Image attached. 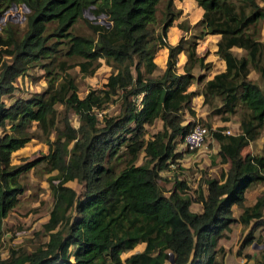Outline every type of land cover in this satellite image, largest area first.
<instances>
[{"label":"trees","instance_id":"obj_1","mask_svg":"<svg viewBox=\"0 0 264 264\" xmlns=\"http://www.w3.org/2000/svg\"><path fill=\"white\" fill-rule=\"evenodd\" d=\"M194 1L202 10L193 24L196 33L172 44L165 40L179 13L172 0H0V13L11 4L27 9L22 26L0 24V224L22 191L18 179L24 171L37 163L45 172L56 170L47 178L53 199L48 219L36 233L46 239L33 250L10 248L0 264H165L169 259L172 264H217L215 255L222 248L216 241L229 224H250L237 254L252 242L253 230L264 226V192L237 219L230 209L245 189L264 181V147L241 153L264 127V0ZM101 13L108 25L97 21ZM78 21L90 34L76 31ZM205 34L217 35L215 54L225 67L203 82L202 103L221 121L237 113L238 132L225 133L224 124L211 128L201 118L226 170L218 178L201 176L193 198L177 180L164 194L157 182L160 171L180 156L173 150L195 116L194 92L187 84L194 79V65H207L195 52L196 39ZM233 46L244 53L233 54ZM160 47L166 48L165 65L155 72ZM180 51L186 60L182 72H176ZM72 57L76 60L68 63ZM99 59L111 69L105 82L78 97L64 72L79 65L90 73ZM33 65L48 74L45 88L5 103L2 96L14 90L15 78ZM249 69L260 84L247 76ZM110 102L118 111L103 112L99 120L94 110ZM57 103L63 106L61 115ZM67 110L77 115L76 127L68 122ZM156 120L160 128L145 137V127ZM31 123L47 152L12 164L11 152L35 137ZM140 152L142 162L136 164ZM73 179L83 182L80 195L64 184ZM191 201L201 204L199 212L189 208ZM139 242L144 243L140 251L120 257ZM263 262L261 255L253 264Z\"/></svg>","mask_w":264,"mask_h":264},{"label":"rangeland","instance_id":"obj_2","mask_svg":"<svg viewBox=\"0 0 264 264\" xmlns=\"http://www.w3.org/2000/svg\"><path fill=\"white\" fill-rule=\"evenodd\" d=\"M189 2H191L192 4H190ZM172 7L175 10H179V13L178 16L175 19H173L172 24L170 25L171 27L168 26L165 32V40L168 43L170 42L176 43L180 36L186 39L190 37L192 34L196 33L195 29L193 28V24L200 17L202 11L201 8L197 6L195 1L193 0H183V1L172 0ZM194 7H196L199 10L198 13H195V11L193 10ZM160 8H162V2L161 4L158 5L157 16H159ZM16 10L19 12L17 15L14 14L15 12L13 10L7 8L6 11L3 13V15L5 16L6 14H10L11 17L9 19H6L4 17L5 20L3 22H0V24H3L5 21H10L15 24H18L19 27L22 26L24 20V13L26 11L21 10V5L17 7ZM22 14H23V18H22ZM86 18L90 19L89 17ZM103 19H105V16L103 17ZM97 21L99 23H103L99 17L97 18ZM179 23L182 24V28L184 27L183 29L179 27ZM75 28L76 31L90 34L89 30L85 27L82 21H78ZM260 29H263L262 23L260 25ZM177 34H179L178 35L179 37H177ZM213 49H214V38L212 35L205 34L201 38L196 39L195 52L196 51L199 52V55H202L203 57H205L206 55L212 56V54H214L215 52V50L213 51ZM231 50L232 53L235 55H240L244 53L241 48H237L234 46L231 47ZM160 55L161 52L158 51V53L154 56L153 61L160 62L161 60ZM5 58L6 60H9L8 57ZM75 60L76 58L72 57V58H68L67 61L68 63H70V62H74ZM206 63L207 62H205V64ZM193 67H192L193 69L202 68V67H198V65H194ZM205 67H207L206 72L209 71L210 65L208 63L207 65H205ZM157 68L158 69L155 72H159L161 70L158 66ZM110 70H111L110 66L105 64L103 62V59H99L96 68L90 73L82 72L79 68V65L70 66L67 69V71L64 73L65 74L68 73L69 76L72 77V81L76 85L77 96L83 97L84 94L89 89L101 88ZM249 71H251V73L247 76L253 79L254 81H257V83H259L257 73L252 69H249ZM200 75L202 76V74ZM47 77L48 74L46 73L43 67L39 65L37 66L33 65L28 67L24 75H20L14 80L13 84L15 87L14 90L11 92V94L9 96H2L4 102L5 103L9 102V100H11V97L27 98L30 94L34 92L42 91L47 84ZM198 81L203 82L204 81L203 77ZM204 106H206L207 108V113L205 114V116L201 117L195 115L192 122L197 121L203 124V122L207 121L211 123L210 124L211 128L217 127V124L221 123L222 121L218 118L217 115H213L210 112V106H208L207 104H204ZM55 108L58 110V115H61L63 113V106L61 104L59 103L55 104ZM117 111H118V106L116 102L108 103V105L105 108H103L101 111L94 110L96 117L99 118V120L101 118V113L106 112L108 114H114ZM194 114H195V110H194ZM66 117L68 122L73 127L77 126L78 118L73 111L67 110ZM185 117L187 119L190 118L187 114H185ZM201 118L203 119L202 120L203 122L200 121ZM230 119H231L230 122L228 123V125H225L226 128L223 131L225 132V130H228L230 133H236L238 129L237 130L235 129V124H236L235 121H238V114L234 113L230 115ZM145 128L147 131L145 137H147L148 133L150 134L160 128V121L156 120L151 125H148ZM29 131L32 132L35 135V137H31L22 147L11 152L10 163L19 164L22 162L30 161L40 157L42 154H45L47 152L46 143L42 141L38 136H36L37 130L35 129V123H31L29 127ZM258 134L260 137L257 139L256 142L251 144V147L247 146L246 152L254 154L259 152L260 149L264 147V127L260 129ZM53 136L54 135L52 131L50 134V138H52ZM209 139L210 136L207 135V137L204 139L203 145L204 146L207 145L206 147L210 150V152H212L211 150L212 144L210 142H207V140ZM70 144L71 142L68 144L67 147H69ZM184 149L185 147L183 146L182 150L179 151L180 156L177 157L176 160L174 159V161L169 162L168 166L164 170L160 171V176L157 182L163 193L168 194V191L172 189V187L175 184L174 180L182 181L188 186L187 188L182 189L183 192L193 198L195 193L192 190L196 188V185L198 181L201 179V176L218 178L220 172L223 171L221 170L222 167H220L219 164H222L224 162L220 161L221 163L219 162L218 165H215L217 163L215 162L216 160L210 159V163H206V161H202L201 159H199L201 158V156L197 158L196 153L189 151L184 152ZM141 154L142 152L139 153L138 158L136 160V164H140L142 162ZM211 165H215L216 167L215 166L211 167ZM42 166L43 163H37L31 166L28 170L24 171L19 176L18 181L22 187V191L17 195L16 204L10 210H8L5 217L2 218L0 224V258L6 257L9 254L10 248L13 249L20 248V250L24 248L26 250H33L37 245L42 244L46 239V236L36 235V233L41 229L42 224L46 222L48 219V213L50 211L53 199L49 192L47 178L49 176L55 175L56 170L45 172L42 170ZM257 183H260V185H263L264 187V182H257ZM257 183L253 185H256ZM64 184L72 187L78 195L81 194L83 182L73 179L66 181ZM253 185H251L250 187H252ZM201 188H202V193L204 194L205 191L203 192V190L205 189L203 184H201ZM198 205H199L198 203L192 202L190 204V207L191 209L195 210ZM248 225L250 227V224ZM248 225L242 226L241 231L237 235L236 239H228L229 237L228 232L231 229L229 226V228L224 231V235L220 237V239L222 238L226 239V240H222L221 242H223L224 245L228 247L227 249L228 253L225 254L226 250L223 249L222 246H219L222 248L223 251L218 252L216 255L219 257V255L225 254L223 258L225 257L224 259H226L228 264H231V262H233L234 264H239L237 261H235L234 257L235 255H237L236 250L238 249L243 237L248 232V231L247 232L243 231L244 228L247 227ZM261 229H264V226L257 227L252 232L254 236L252 242H254V244L252 242L251 243L253 245H256V248L260 250L258 251V254L264 252V246H260L262 245V243L264 244V237L260 234ZM251 243L248 245H244L240 249V253L238 254V256L244 259L243 262H246V260L251 257L249 254L250 252L243 251V249L251 250L253 248V246H251L252 245ZM139 246L140 245L138 244L135 245L134 248L130 251V253L137 251ZM234 246H235V251L232 253L231 248H233ZM124 254L127 253H122L120 257L124 258L125 256H127ZM244 254H247L248 257H245ZM261 255H256L254 258H252V261L254 262L256 259H260ZM165 264H170V263L169 261H165Z\"/></svg>","mask_w":264,"mask_h":264},{"label":"crops","instance_id":"obj_3","mask_svg":"<svg viewBox=\"0 0 264 264\" xmlns=\"http://www.w3.org/2000/svg\"><path fill=\"white\" fill-rule=\"evenodd\" d=\"M189 3L192 4L191 2H189ZM193 10L195 11V13H198L199 12V10L196 7H194ZM178 35L179 34H177V37H179ZM209 35H212L213 38H214V49H213V51H214L215 50V40L217 38V35H215V34H209ZM170 43L173 44V42H170ZM158 51L161 52V55H160L161 60H160V62H155V61L154 62L156 63V65L160 69H162L164 67V65H165L166 48L165 47L158 48L156 50V53L154 54V56L158 53ZM196 54L199 55V52L196 51ZM185 60H186V56L183 53V51L178 52L177 53V57H176V62H175V70H176V72H182L183 65L185 63ZM205 62L209 63V65H210L209 71L206 72L207 67H202L200 69L199 68L198 69H193L194 68L193 67L192 68L193 69L192 70V73L194 75V79L190 80L189 83L187 84V89L188 90H192L194 92V95L190 99V103H191L192 109L195 110V115L196 116H201V117L205 116V114L207 113V108L202 103V95L200 93V88H201L203 82L206 79L211 78L212 75L215 74V73H217V72L223 71L224 70V67H225V64H224L223 59L220 58L219 56H217L215 54V52H214V54H212V56H207L206 55L205 57H203V63H205ZM250 73H251V71L248 72V75ZM200 74H202V76H203V80H204L203 82L202 81H198V79H197V77ZM13 98L14 97H11V100H9V102H7V104L10 103ZM230 120L231 119L229 118L227 121H222L221 123H218L217 126L218 125H221L222 123L224 125H228V123L230 122ZM235 123H236L235 124V129L237 130L238 129V127H237V121H235ZM259 137H260L259 134H257V136L254 139L250 140L248 142V144L242 148L241 153L246 152L247 151V146L251 147V144L254 143V142H256ZM207 142H210L212 144L211 145L212 152H210V150L206 147L207 145L204 146L203 143L197 148L198 150L195 149V150L190 151V152L196 153L197 154L196 155L197 158L199 156H201V158H199V159H201L202 161H206V163H210V159L211 160L212 159L213 160H216L215 162H217V163L215 165H218L219 162H220V157L217 154L218 143L212 137H210V139L207 140ZM182 148H183V144H182V142H179V143L176 144L173 152H179V151L182 150ZM141 157H142V154H141ZM175 160H176V158H175ZM215 165H211V167L212 166L214 167ZM219 166L222 167L221 170L225 171V167L227 166V163L224 162L222 164H219ZM262 182H264V181H262ZM203 192H204V190H203ZM262 192H264V187H263V185H260V183H257L256 185H253L252 187L245 189L244 192H243L242 199L234 202L231 205V207H230L231 212H232V216L235 219H237L238 216H239V214L243 210L244 206H247V205L252 204L254 202L256 196H258ZM192 202H194V201H191L190 204ZM195 203H198L199 204L195 210L194 209H191L190 205H189V208L191 210H193V211L199 212L201 210V204L199 202H195ZM243 225H245V224L242 223V222H239V221H236V222H233V223L229 224V226H230L231 229L228 232V234H229L228 235L229 236L228 239H236V237L239 234V232L241 231V228H242ZM249 229H250V227L248 225L247 227L244 228L243 231L244 232H247V231H249ZM260 234L264 237V229H261L260 230ZM222 240H226V239L225 238H222V239L218 238L217 241H216V245L215 246L216 247L222 246V248L226 250L225 254H227L228 253L227 252L228 247H226L224 245V243L221 242ZM252 243L254 244V242H252ZM137 244L140 245L138 247V250H137V251H139V250H141L143 248L144 243L143 242H139ZM137 244H135V245H137ZM253 244L251 245V246H253V248L251 250L243 249L244 252H250L249 254L251 256L249 259L246 260V262H243L244 259L241 258L240 256H238V254L235 255L236 253L234 254L235 255V257H234L235 258V261H237L239 264H253L252 258H254L256 255L264 254V252L263 253L261 252V253L258 254V251H260V250L256 248V245H253ZM134 246H133V248H134ZM260 246H264V244L262 243V245H260ZM132 249H130V250L126 251V252H123V253H127V254H124V255H128ZM231 251H232V253L235 251V246L233 248H231ZM225 254L219 255V257L217 255H215V260H216L217 264H228V262L226 261V259H224L225 257L223 258V256ZM250 260H251V262H250ZM231 264H234V263L231 262Z\"/></svg>","mask_w":264,"mask_h":264},{"label":"built area","instance_id":"obj_4","mask_svg":"<svg viewBox=\"0 0 264 264\" xmlns=\"http://www.w3.org/2000/svg\"><path fill=\"white\" fill-rule=\"evenodd\" d=\"M225 133H230L225 130ZM208 135V129L200 122H193L188 130L183 134L182 144L189 150L197 149Z\"/></svg>","mask_w":264,"mask_h":264},{"label":"water","instance_id":"obj_5","mask_svg":"<svg viewBox=\"0 0 264 264\" xmlns=\"http://www.w3.org/2000/svg\"><path fill=\"white\" fill-rule=\"evenodd\" d=\"M8 8H10L11 10H13V11L15 12L14 14H16V15L19 13V12L16 10L17 6H16L15 4H11ZM21 10H22V11H26V10H27L26 7H25L23 4H21ZM5 11H6V10H5ZM5 11H3L2 13H0V22H3V21L5 20L4 17H5L6 19H9V18L11 17L10 14H6V15L4 16L3 13H4ZM85 12H86V13H85ZM83 15L86 16V17H89V18L92 17V15L90 14V12L87 11L86 9L83 11ZM98 17L100 18V20H101L104 24H106V25L109 24V21H106L105 19H103V17H104V13L99 14ZM22 18H23V14H22ZM170 257H171V255H170ZM169 263L172 264V260H171V259H169Z\"/></svg>","mask_w":264,"mask_h":264}]
</instances>
